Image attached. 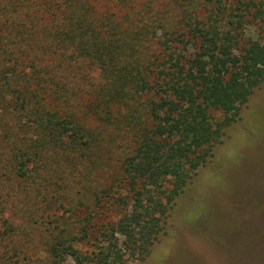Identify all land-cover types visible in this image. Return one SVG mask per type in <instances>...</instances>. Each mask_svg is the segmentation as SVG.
<instances>
[{
	"label": "trees",
	"instance_id": "obj_1",
	"mask_svg": "<svg viewBox=\"0 0 264 264\" xmlns=\"http://www.w3.org/2000/svg\"><path fill=\"white\" fill-rule=\"evenodd\" d=\"M156 1L0 0V264H143L264 83L261 43L211 15L167 22ZM120 131L128 153L86 189ZM75 178L78 227L59 214Z\"/></svg>",
	"mask_w": 264,
	"mask_h": 264
},
{
	"label": "rangeland",
	"instance_id": "obj_2",
	"mask_svg": "<svg viewBox=\"0 0 264 264\" xmlns=\"http://www.w3.org/2000/svg\"><path fill=\"white\" fill-rule=\"evenodd\" d=\"M136 1L132 13L146 15L139 5L142 0ZM154 4L152 12L160 11L167 22H179L185 10L199 19L211 15L224 30L232 31L239 47L249 40L264 46V0H157ZM214 117L218 120L221 114L214 112ZM129 140L123 131L115 136L108 151L110 161L105 157L108 146L102 143L105 155L99 161L104 169L87 164L91 174L86 189H100L108 183L118 161L128 153ZM78 178L61 190L67 203L59 211L66 212L75 227L82 223L90 204L88 196L80 204L78 190L84 182ZM115 211L111 208L106 218H118ZM33 229L39 236L42 228L35 225ZM34 247L39 254L38 237ZM65 264L76 263L68 259ZM143 264H264V83L243 108L241 118L227 129L213 158L179 197L160 240Z\"/></svg>",
	"mask_w": 264,
	"mask_h": 264
}]
</instances>
